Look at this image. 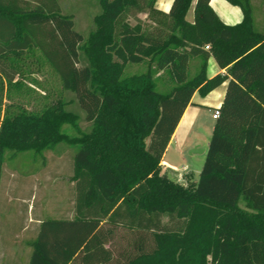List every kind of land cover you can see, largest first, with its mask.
<instances>
[{
	"label": "trees",
	"instance_id": "trees-1",
	"mask_svg": "<svg viewBox=\"0 0 264 264\" xmlns=\"http://www.w3.org/2000/svg\"><path fill=\"white\" fill-rule=\"evenodd\" d=\"M96 1L100 12L84 37L58 0H0V87L20 91L12 83L20 72L4 55L33 47L74 95L1 123L0 171L13 141L36 145L49 133V142L78 144L71 216L40 220L28 264H264V31L251 0H226L243 14L235 25L224 24L210 0H195L192 22L186 13L193 0H172L168 12L156 0ZM140 13L150 27L128 22ZM148 52L153 68L175 83L168 93L156 90L150 67L123 75L127 62ZM193 56L201 63L189 77ZM209 57L226 73L207 78ZM225 81L199 178L176 185L159 174L170 138L193 93L206 95ZM74 102L91 125L68 137L57 128L78 119L67 106ZM116 227L168 236L152 253L135 241L115 257Z\"/></svg>",
	"mask_w": 264,
	"mask_h": 264
},
{
	"label": "rangeland",
	"instance_id": "rangeland-1",
	"mask_svg": "<svg viewBox=\"0 0 264 264\" xmlns=\"http://www.w3.org/2000/svg\"><path fill=\"white\" fill-rule=\"evenodd\" d=\"M58 3L61 12L71 15L74 19V28L86 37L93 28V17L100 12L98 2L96 0H58ZM251 4L255 25L259 28L264 25V15L259 17L260 11L256 5L264 7V0L255 2L251 0ZM127 19L131 25L139 20L140 25L145 29L152 25L146 19L145 13L137 16L129 15ZM31 52L24 56L25 61H22L20 56L11 55L10 57V61L20 72V91L15 89L17 87H0V127L6 117L18 113L39 115L50 109L47 107L74 98L71 91L62 89L58 76L36 51L35 62L31 63L28 60L29 57L31 58ZM151 54V52L146 53L139 63L127 62L124 65L123 75L143 73L150 67L156 90L168 93L175 83L169 79L167 73L153 68ZM194 65L193 60L188 65L190 77L196 72ZM67 106L79 115L78 119L75 123H61L57 132L74 137L89 131L91 123L84 119V111L77 102ZM204 114L207 123L213 120L209 112L205 111ZM194 132L191 138L197 140L201 147L193 153L190 150L194 148H183L180 152V147L172 143L166 152L165 160L173 163L178 170L171 171L164 167H160L159 170L161 176L183 187L198 180L211 137V132L205 128H196ZM48 138L49 133L45 135L42 142H40L41 139L37 140L36 145L27 142H22L20 145V142L13 141L4 148L0 171V263L28 264L33 250L32 242L39 225L36 218L71 215L73 156L78 144L64 140L49 142ZM201 149H204V152L200 151ZM182 165L187 166L188 173H180ZM240 206L243 207L244 204L241 202ZM162 222L170 230L176 228L172 222L168 221L166 215L163 216ZM193 223L195 226H201L200 222ZM210 225L211 223L205 226L210 227ZM166 236H168L166 233L155 231L139 233L116 227L111 235L110 246L115 257L121 256L120 249L131 251L135 241L143 243L145 251L152 253L157 248L158 242Z\"/></svg>",
	"mask_w": 264,
	"mask_h": 264
},
{
	"label": "crops",
	"instance_id": "crops-1",
	"mask_svg": "<svg viewBox=\"0 0 264 264\" xmlns=\"http://www.w3.org/2000/svg\"><path fill=\"white\" fill-rule=\"evenodd\" d=\"M257 0H254V2ZM195 0L192 1L191 6L189 10L186 13V19L190 22L194 19L193 14V7H194ZM172 0H156V7L164 12H168L169 8L171 6ZM209 5L214 10V12L217 14L218 18L226 25H235L239 23L242 18L243 14L238 6L231 5L226 0H210ZM257 8H259V17L264 15V7H260L259 5H256ZM146 16V14H145ZM260 31H264V25L257 28ZM31 52V58L29 57V61L31 63L35 62V51L40 55L39 51L33 47L29 48L25 52H8L6 55H4V60L6 64H14L12 61H10V57H22V61L24 60V56ZM12 55V56H11ZM39 58V56H38ZM37 58V59H38ZM193 60L194 66L196 67V71L198 70L201 60L198 56H193L189 59L188 65L190 61ZM25 61V60H24ZM19 63V62H18ZM23 63V62H21ZM196 73V72H195ZM194 73V74H195ZM224 74L226 73V68H219L216 64L213 57H209L207 59L206 63V77L212 78L216 74ZM193 74V75H194ZM191 75V77L193 76ZM189 76V75H188ZM190 77V76H189ZM20 75L16 74L12 83H15L17 81H20ZM227 81L223 82L218 87L214 88L213 90L209 91L206 95H200L198 91H195L191 97L190 102L186 106L171 138L168 143V146L166 148V151L162 157L161 161V167L167 168L171 171H177L178 168L173 164L165 160V155L167 150L169 149V146L174 143L176 147H180V152L183 151V148L191 149V153L197 151V148L201 147L200 143L197 140H194L191 138V135L194 134L195 129H208L209 132L212 134V130L214 127L215 119L212 117V113L216 108H219L224 95L226 91ZM7 85L4 82V88H6ZM17 89V88H16ZM207 111L211 115V118L213 120H210V122H206L205 120V114L204 112ZM200 151L204 152V149H201ZM182 171L180 173H188V168L186 165L181 166ZM73 183V182H72ZM70 211V210H69ZM71 214V211H70ZM71 216V215H70ZM40 218H36L37 223L40 222Z\"/></svg>",
	"mask_w": 264,
	"mask_h": 264
},
{
	"label": "built area",
	"instance_id": "built-area-1",
	"mask_svg": "<svg viewBox=\"0 0 264 264\" xmlns=\"http://www.w3.org/2000/svg\"><path fill=\"white\" fill-rule=\"evenodd\" d=\"M205 48L207 49L208 46H206ZM218 115H219V110H218V108H216V109L213 111V113H212V117L215 119V118L218 117Z\"/></svg>",
	"mask_w": 264,
	"mask_h": 264
}]
</instances>
